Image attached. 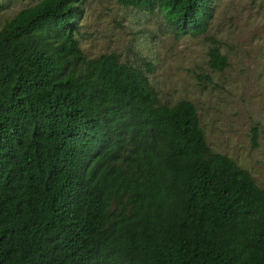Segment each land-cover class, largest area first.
Listing matches in <instances>:
<instances>
[{
	"label": "trees",
	"instance_id": "obj_1",
	"mask_svg": "<svg viewBox=\"0 0 264 264\" xmlns=\"http://www.w3.org/2000/svg\"><path fill=\"white\" fill-rule=\"evenodd\" d=\"M119 1L197 37L216 0ZM82 15L42 0L0 31V264H264V188L212 151L194 103L88 58Z\"/></svg>",
	"mask_w": 264,
	"mask_h": 264
},
{
	"label": "rangeland",
	"instance_id": "obj_2",
	"mask_svg": "<svg viewBox=\"0 0 264 264\" xmlns=\"http://www.w3.org/2000/svg\"><path fill=\"white\" fill-rule=\"evenodd\" d=\"M41 1L0 0V31L19 11ZM79 2L84 54L117 53L122 62L139 67L160 104L194 103L212 151L233 159L264 188V1L216 0L208 32L197 37L178 35L159 11L151 15L119 0ZM213 47L228 59L222 72L210 67Z\"/></svg>",
	"mask_w": 264,
	"mask_h": 264
}]
</instances>
